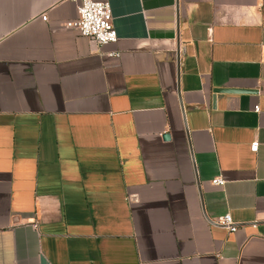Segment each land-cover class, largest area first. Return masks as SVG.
Returning a JSON list of instances; mask_svg holds the SVG:
<instances>
[{
    "label": "crops",
    "instance_id": "crops-1",
    "mask_svg": "<svg viewBox=\"0 0 264 264\" xmlns=\"http://www.w3.org/2000/svg\"><path fill=\"white\" fill-rule=\"evenodd\" d=\"M109 2L0 0V264H264V0Z\"/></svg>",
    "mask_w": 264,
    "mask_h": 264
},
{
    "label": "built area",
    "instance_id": "built-area-1",
    "mask_svg": "<svg viewBox=\"0 0 264 264\" xmlns=\"http://www.w3.org/2000/svg\"><path fill=\"white\" fill-rule=\"evenodd\" d=\"M77 1V17L65 20L63 26L73 28L80 34L86 36L92 45H101L117 40V31L113 23V16L109 0H74ZM41 18L47 20V11L41 13ZM109 54L119 55V52ZM258 105L255 106V109ZM258 140H252L250 149L256 151ZM214 184H223L221 176H215L211 180ZM214 224L225 227L229 231H234L238 223L233 219L230 212H225L216 217L210 218Z\"/></svg>",
    "mask_w": 264,
    "mask_h": 264
},
{
    "label": "water",
    "instance_id": "water-1",
    "mask_svg": "<svg viewBox=\"0 0 264 264\" xmlns=\"http://www.w3.org/2000/svg\"><path fill=\"white\" fill-rule=\"evenodd\" d=\"M225 89H228V88L220 87V88H216L215 91L225 90ZM163 137H164V138H169V137H170L169 132H164V133H163Z\"/></svg>",
    "mask_w": 264,
    "mask_h": 264
}]
</instances>
